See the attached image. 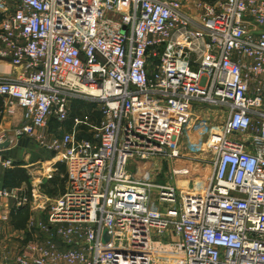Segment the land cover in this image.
I'll list each match as a JSON object with an SVG mask.
<instances>
[{"label": "built area", "instance_id": "built-area-1", "mask_svg": "<svg viewBox=\"0 0 264 264\" xmlns=\"http://www.w3.org/2000/svg\"><path fill=\"white\" fill-rule=\"evenodd\" d=\"M0 58L23 68L0 78V101L24 110L15 136L60 155L66 173L12 264H264V0H0ZM82 100L100 106L92 136L75 118L48 140ZM202 107L223 122L200 191L128 172L181 158ZM0 200L30 202L1 180Z\"/></svg>", "mask_w": 264, "mask_h": 264}, {"label": "crops", "instance_id": "crops-1", "mask_svg": "<svg viewBox=\"0 0 264 264\" xmlns=\"http://www.w3.org/2000/svg\"><path fill=\"white\" fill-rule=\"evenodd\" d=\"M22 77V67L14 66L8 59L0 58V78L20 80ZM26 123L23 109L17 106L9 108L6 101H0V135H3L8 142V146L2 148L0 152V160L18 159H13L15 164L11 168H5L0 161V180L3 183L7 171L23 170L27 179L23 182L15 181L13 188L20 189L30 201L24 207L29 216L24 228L19 229L10 223L11 212H15L12 209V204L0 200V264L13 263L23 246L33 239L31 236L30 240H22L23 234L30 232L29 222L45 220L46 206L63 194L66 188V177L60 175V171L65 169L61 163V156L40 147L33 138L15 136V132ZM57 124L58 122L53 119L50 121L47 131L48 140L57 137L55 133L61 131ZM62 180H65L64 186L60 184ZM58 187L63 190L61 193H59ZM37 196L41 198L39 199Z\"/></svg>", "mask_w": 264, "mask_h": 264}, {"label": "rangeland", "instance_id": "rangeland-1", "mask_svg": "<svg viewBox=\"0 0 264 264\" xmlns=\"http://www.w3.org/2000/svg\"><path fill=\"white\" fill-rule=\"evenodd\" d=\"M200 1L204 3L214 2V0ZM99 109L100 106L98 104H93L85 100L71 103L67 121L58 123L57 125L61 128V131L68 132L72 128L73 119L78 118L83 124L78 126L77 136L87 139L92 134L90 128L85 123H95L98 118ZM74 114L77 116L74 117ZM222 115L221 109L202 107L199 112H196L193 120L187 125L181 135L179 141L181 158L169 160L155 158L148 161H133L128 166V172L138 174V176L147 172L154 184L174 186L182 196L200 191L211 172L210 165L207 164L209 159H211V153L207 149V141L211 132L217 130L223 122ZM61 131H57L55 136H60L63 133ZM13 159L15 160L17 158ZM13 159L11 158L13 164H15ZM185 170L188 171L186 175H176L174 173ZM60 172L61 176L66 177L65 169ZM64 181L62 180L60 182L61 186H64ZM58 188L59 193H61L63 190L60 187ZM11 216L12 212L10 215L11 220H9L13 224ZM34 235L37 234L35 232L24 233L22 240H30V237Z\"/></svg>", "mask_w": 264, "mask_h": 264}, {"label": "trees", "instance_id": "trees-1", "mask_svg": "<svg viewBox=\"0 0 264 264\" xmlns=\"http://www.w3.org/2000/svg\"><path fill=\"white\" fill-rule=\"evenodd\" d=\"M76 102L77 101H73L72 103H76ZM73 116L76 117L77 115L74 114ZM99 118H100V114L98 112V118L95 123L99 121ZM26 179L27 177L25 176L23 170H20V169L10 170V171H7V173L5 174L3 185L4 187H7V188H13L15 181L23 182ZM28 216H29V213L24 208H21L13 212L11 217H12L14 226L16 228L23 229Z\"/></svg>", "mask_w": 264, "mask_h": 264}, {"label": "water", "instance_id": "water-1", "mask_svg": "<svg viewBox=\"0 0 264 264\" xmlns=\"http://www.w3.org/2000/svg\"><path fill=\"white\" fill-rule=\"evenodd\" d=\"M8 146V142H5V143H3L2 145H0V148H6ZM108 238H106V240H107Z\"/></svg>", "mask_w": 264, "mask_h": 264}, {"label": "bare ground", "instance_id": "bare-ground-1", "mask_svg": "<svg viewBox=\"0 0 264 264\" xmlns=\"http://www.w3.org/2000/svg\"><path fill=\"white\" fill-rule=\"evenodd\" d=\"M93 94H95V92H93Z\"/></svg>", "mask_w": 264, "mask_h": 264}]
</instances>
